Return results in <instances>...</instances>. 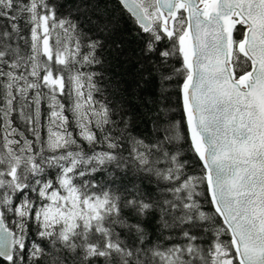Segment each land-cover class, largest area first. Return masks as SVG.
Instances as JSON below:
<instances>
[{"label": "snow or ice", "instance_id": "6c2138e0", "mask_svg": "<svg viewBox=\"0 0 264 264\" xmlns=\"http://www.w3.org/2000/svg\"><path fill=\"white\" fill-rule=\"evenodd\" d=\"M0 264H264V0H0Z\"/></svg>", "mask_w": 264, "mask_h": 264}]
</instances>
